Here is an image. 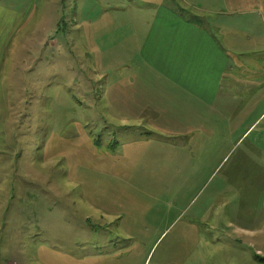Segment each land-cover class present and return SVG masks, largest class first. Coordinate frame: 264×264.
I'll use <instances>...</instances> for the list:
<instances>
[{
	"label": "rangeland",
	"instance_id": "obj_1",
	"mask_svg": "<svg viewBox=\"0 0 264 264\" xmlns=\"http://www.w3.org/2000/svg\"><path fill=\"white\" fill-rule=\"evenodd\" d=\"M159 2L0 0V264H261L264 3L217 16L229 100L177 126L113 107Z\"/></svg>",
	"mask_w": 264,
	"mask_h": 264
},
{
	"label": "crops",
	"instance_id": "obj_2",
	"mask_svg": "<svg viewBox=\"0 0 264 264\" xmlns=\"http://www.w3.org/2000/svg\"><path fill=\"white\" fill-rule=\"evenodd\" d=\"M257 1L160 0L141 40L135 71L131 62L129 77L122 78V68L114 78V109L123 116L164 118L163 123L177 118V126L183 118L201 123L210 115L216 118V105L229 100L226 75L229 94L233 81L226 73L233 64L217 39L227 35L228 27L217 16L224 20Z\"/></svg>",
	"mask_w": 264,
	"mask_h": 264
},
{
	"label": "trees",
	"instance_id": "obj_3",
	"mask_svg": "<svg viewBox=\"0 0 264 264\" xmlns=\"http://www.w3.org/2000/svg\"><path fill=\"white\" fill-rule=\"evenodd\" d=\"M258 260H259V262H260L261 264H264V258H260V257H258Z\"/></svg>",
	"mask_w": 264,
	"mask_h": 264
}]
</instances>
